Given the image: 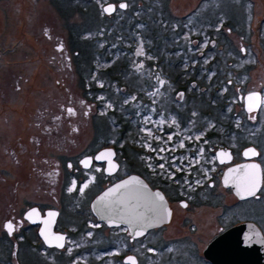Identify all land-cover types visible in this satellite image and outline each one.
Returning <instances> with one entry per match:
<instances>
[{
	"label": "rangeland",
	"instance_id": "obj_1",
	"mask_svg": "<svg viewBox=\"0 0 264 264\" xmlns=\"http://www.w3.org/2000/svg\"><path fill=\"white\" fill-rule=\"evenodd\" d=\"M6 1L16 4V14L11 8L8 11L12 25L7 33L11 36L13 51V62H9V68L14 73H23L36 66L41 70L40 47L46 44V89L43 90L38 83L34 68L28 82L24 80L21 83L20 90L13 99L21 101L23 106L21 109L19 106V110L13 107L11 116L13 128L7 140L14 149L16 159L14 163H8L13 178L0 184V226L6 210L9 208L10 211L15 206L13 198L18 201L22 196L31 195L32 199L36 190V179L31 176L30 170L31 159L37 156V153L33 154V145L43 142L38 148L39 157L53 158L58 153L59 146L64 150L63 160L64 157L77 158L84 153L81 150L90 136L89 119L83 118L77 124V140L81 144L76 147L71 138L76 122L71 119H67V122L64 115L61 128L58 127L61 138L56 137V144L51 138L41 137L39 128L32 126L33 116L37 111L53 112L55 101L59 100L62 106H67L68 101L74 98H83L87 102L96 101L100 104L102 116L112 118L108 123L112 124L110 133L116 137L117 145H121V137L117 136L120 111L133 107L140 116L134 121L137 117L125 115L126 130L122 137L125 146L122 148L126 150L130 160L136 159L147 173H152L154 184L159 185L162 180L170 185L169 176L173 173L180 172L175 175L178 178L172 180L177 182L185 177L198 182L211 175L217 165L214 154L219 149L216 146L219 139L215 136L219 137V131L225 123L227 125L229 122L235 127L231 116L224 111L229 109V101H237V87L242 92L261 91L264 99V0H0V5H5ZM118 2H125L127 8L117 9L102 18V6ZM251 5L255 10L247 21L249 14L245 7ZM38 9L39 17L46 23V31L53 33L52 27L56 28L63 45L61 52L67 50L72 56L69 61L71 64H67L66 56L62 55L60 60L63 68L59 66V62L57 66L61 68L60 73L48 57L49 44L40 43L39 37L34 35L39 33L35 31ZM0 17H3L2 10ZM15 18L19 21L16 22ZM221 19L232 33H225L226 28L221 24ZM0 30L3 32L4 26ZM213 38L219 41H211ZM27 48V54L23 53ZM213 57L216 61L211 67L218 65L214 73L207 68ZM195 62L198 65L194 67ZM53 63L57 64V61ZM209 75L213 76L211 82L218 85V89L216 91L208 86L203 92L204 84L201 83L206 82ZM54 78L61 85L60 92L55 96L48 89ZM229 79L232 87L225 88V81ZM13 86H16V76ZM165 101L174 110L169 112L166 107L160 109L157 103ZM185 101H191L190 107H184ZM209 101H213L212 105ZM235 107L240 108L239 105ZM100 111H95V114H100ZM30 120L32 122L27 126L26 122ZM237 120L239 127L240 118ZM258 125L251 129L254 136L258 134ZM207 130L214 136H207ZM17 143L20 144L19 147ZM35 161L38 162L37 159ZM262 163L264 166V160ZM218 166L221 167L219 173L214 170L220 175L222 166ZM129 168L131 167L126 165V169ZM184 170H189V175L183 174ZM54 182L49 176L44 182V189L42 188L44 192L52 194L50 192H53ZM177 186L180 184L177 183ZM42 189L39 193H43ZM167 190L170 195L176 193L178 188ZM222 203L233 206L229 215L223 219L228 226L251 222L264 235V187L259 196L238 202L232 195L222 191V201L218 204ZM170 206L174 216L161 232L165 233V237L171 234L172 238L190 234L187 229L181 232L178 230L179 225L186 224H180V220L187 211L179 207L178 199L175 198H170ZM222 207L224 209V204ZM193 210L191 215L195 216V225L201 234L195 236L196 245L189 249L187 256L182 254L184 259L172 253L171 264H208L202 259L196 260V253L202 252L214 235V232H210L211 229L207 230L205 222L209 218L217 224L216 215L219 210L216 205L199 206ZM216 230L218 231L217 228ZM87 231L84 238H80L81 241H91L88 238L91 232ZM153 234L147 237L150 238ZM3 238L4 240L0 236V264H9L12 250L9 249L10 242L5 236ZM145 242L143 240L138 243ZM97 256L100 255L80 256L77 264H101ZM62 257L67 260L64 264H68L70 255ZM46 258L37 250L19 246L18 260L21 264H57ZM149 264L165 263L158 260Z\"/></svg>",
	"mask_w": 264,
	"mask_h": 264
},
{
	"label": "flooded vegetation",
	"instance_id": "obj_2",
	"mask_svg": "<svg viewBox=\"0 0 264 264\" xmlns=\"http://www.w3.org/2000/svg\"><path fill=\"white\" fill-rule=\"evenodd\" d=\"M11 2L12 1H6L5 5H0V10H2L3 13V17H0V29L2 26H4L3 32L0 30V184H5L9 179L13 178L12 172L8 169V163H14L16 156L14 155V149L8 144L7 138L13 128V122L11 120L13 107L19 110V106L20 109L23 106L21 101H13V99H15V94H17L20 90L21 83L24 80L26 83L28 82V79L34 68V71L36 72H34V75L37 74L38 83L41 84L43 90L46 89L44 73L46 44L45 46L43 44L40 47V56L42 58L41 70L39 66H36L31 70H26V72L21 71L23 73H14L12 68H9V62H13V51L11 50L10 44L11 36L7 33L8 28L12 25V20L8 17L9 8L14 10L13 12L16 14V4H11ZM124 3L125 2H118L116 4L106 3L101 9L103 11L104 6L112 5L113 11L117 9L125 10L127 7H120V5ZM125 5L127 4L125 3ZM245 8L249 14L246 19L249 21L255 9L252 5ZM102 13V18L107 15L104 11ZM15 21L17 22L19 19L15 18ZM220 21H222L221 24L226 28V34L233 32L231 29L227 30L228 28L225 24L226 22H224L222 19ZM45 25V21L39 17L38 9L35 31H39V33L34 35L35 37H39L40 43L47 42L49 44L48 57L51 59V63L54 68L59 71L58 73H60L61 68L57 66L59 62V66L63 68V63L60 60L62 55L66 56L65 60L67 64H71L69 61L71 60L72 56L67 50H65L64 53L61 52V47H63V45L62 41L59 39V34L57 33L56 28L54 26L52 27L54 31L53 33L49 31L47 32ZM213 39L214 40L211 41H219V39ZM22 52L27 54L28 48ZM51 53L53 55H51ZM73 54L76 53L73 52ZM53 61H57V64L53 63ZM215 61L216 58L213 57L209 62L210 64L207 65L208 70L212 69L213 73L216 72L218 68V65L211 67ZM26 63L28 65V61H26ZM196 65H198L197 62H195L193 66L195 67ZM197 69H199V66ZM14 76H16L15 87L13 86ZM212 77L213 76L209 75L207 81L201 83L204 84L202 85L204 89L203 92L206 91V87L208 86H212L217 91L218 85H215L213 82H211ZM50 82L53 83L49 84L50 86L48 89H50V91L55 96V94L61 90L60 82L56 78ZM189 82L192 83L191 81ZM231 83L232 81L230 79L226 80L224 87H232ZM235 90L238 92L236 95L237 101H229V109L224 111L225 114H229L231 116L232 121H234L233 125L235 127H232L229 122L227 125L225 123L223 124L222 129L219 131V137L215 136L219 139V144L216 146H218L219 149L230 151L231 163L228 165H220L216 162V160H214L217 165L213 168L209 177L201 178L198 182L194 179H182L178 182L176 180L171 181V179H169L170 185L166 183L167 181L162 180L159 185L154 184L151 176L152 173H147L143 169L141 163L136 159L130 160L128 153L124 148H122L125 146L124 138L122 139L126 130L125 115L129 114L130 116L137 117L133 119L134 121H137L140 116V114L137 113L135 109L133 110V107L120 111V117L118 121L119 132L117 136H119V138L121 137V145L116 144V137L110 133L112 124L108 123V120L110 121V119H112L111 116H108L107 118L102 116L100 104H98L96 101L87 102L84 101L85 99L83 98H74L68 101L67 106H62L58 100L54 102L53 109L55 110H53V112H48L50 113L49 115L48 113L40 112L38 110L33 116L34 124H32V126L39 128V132L41 133L40 136L44 139L48 137L53 139L54 144L58 143L56 137L61 138L58 127L61 128V120L63 115L66 118L64 120L67 122L69 121L67 119H71L76 122L75 129L72 131L71 135V138L73 139L72 142L74 143L75 147L81 144V142H78L77 140V135L79 133L77 124L80 123L83 118L89 119L87 122L90 127V136L86 139L81 150L84 153H82L80 156H77V158L72 157L67 159L64 157V160L62 159L64 150H62L61 146L58 148V153L54 155L53 158L48 157V159L46 157L38 156V148L43 142L36 143L35 146L32 144L34 147L33 154L37 153V156L31 159L32 164L30 170L32 172H30L31 176L36 179V190L32 195V199H30L31 195L28 197L22 196L18 198V201L17 199L13 198L15 206L12 207L10 211H8L9 208L7 209L6 207V216L4 217V220H2L3 222L0 226V236L3 240V236H5V239L10 242L9 249L12 250V259L9 261V264H21L18 260V249L20 245L25 246L27 250L33 249L39 251L42 255L47 257V260L53 261L54 263L56 262L57 264L67 263L66 258L62 257V255L65 254L70 255L68 264H72V262L74 264L75 261V264H77L78 257L80 256L92 257L95 254L100 255L97 257L99 258L101 264H127L129 257H132L136 264H149L158 260H161V262L165 264H171L170 255L172 253H176L179 257L184 259L185 257L182 254L187 256L189 249L196 245L195 236L201 234L198 226L195 225V216L191 215L194 211L193 209L199 206L216 205L219 210L216 215L218 221L217 224H215V222H211L209 218L205 222L209 228H207V230L211 229L210 232H214V235L211 236L209 239L210 241L207 242L202 252L197 251V258H195L196 260L202 259L208 264H211L205 259L203 255V251L206 246L223 231L239 224L234 223L228 226V223L224 222L223 219L229 215V211L232 210L233 206L228 203H222L224 204L223 209L222 204L218 203L222 201V191L232 195L236 202L243 201L238 200L230 189H225L222 186L221 176L227 167L244 162V159L242 158V151L245 148L254 147L257 149V156L252 160L258 162L262 168V184L259 192L264 187V166L262 163L264 160V103H261V105L256 109L249 111L248 107L246 108L244 103L245 95L253 93L255 90L242 92L240 91L239 87H237ZM223 93L224 91L221 95H223ZM256 93H259L260 96L262 95L261 91H257ZM261 100L264 101L263 97H261ZM226 101H228V99H226ZM190 102L191 101H185L184 107H190ZM212 102L213 101H209L210 105H212ZM223 103H225V101H223ZM157 104L160 106V109L161 107H166L169 112L174 110L173 106L167 104L166 101L164 103L160 102ZM236 105H239L240 108L237 109L235 107ZM69 109H72L74 114H70L68 111ZM95 111H100V114L97 112L95 114ZM98 115H101L102 117H98ZM238 118H240L239 127L237 126ZM31 122V120L30 122H26L27 126H30ZM256 124H259V129L257 128L258 134L254 136L251 129L254 128V125ZM206 135L211 136L213 134H209V131L207 130ZM32 138L35 139L34 135H32ZM260 138L262 141H259ZM19 145L20 144L17 143V147H19ZM101 150L113 151L112 162L116 164L115 169L110 170L108 167H106V161L101 163L95 162L94 156ZM35 159H37L38 162H36ZM85 160H89L87 167H85L82 163ZM3 163H6L7 165H4ZM126 165L131 168L126 169ZM218 165L222 166V173L220 172V175L217 174L219 173V168H221ZM214 169H216L217 173ZM109 171L112 172L109 173ZM129 175H138L147 182L151 189H158L163 192L169 203V206L170 198L178 199L179 207H182L187 211L185 212V215H182V219L180 220V224L185 222L187 225H179L178 230L181 232L183 229H187V233L190 234L172 238L171 234H167L165 237V233L161 232V230L164 229L166 225L170 224L174 216L171 206L170 208L172 210V214L170 222L159 228L148 231L140 238H131L127 229L124 227L109 228L103 223L98 222L91 213V201L102 190ZM49 176L55 180L53 192H50L52 194H47L43 190L44 182L49 178ZM174 178L178 177L174 176ZM177 183H179L180 186H177ZM177 188L178 191L176 193L170 195L168 194L167 189L175 190ZM41 189L43 190V193H39ZM259 192L257 196H259ZM34 209L39 212L41 218L44 217L47 211L56 212L53 232L64 237L63 242H61L63 245L62 247H56L54 245L47 246L38 236V231L41 224H31L25 219L24 215ZM9 223L13 225L11 233L6 227ZM183 226H185V228H183ZM87 230L91 232V234L88 236L91 241H81V239L84 238V235L87 234ZM151 233H154L153 236L148 238L147 236L151 235ZM143 240H146V242L142 244L138 243ZM53 243H56V241L53 240ZM168 254L169 256H167ZM192 264L195 263L192 262Z\"/></svg>",
	"mask_w": 264,
	"mask_h": 264
},
{
	"label": "water",
	"instance_id": "obj_3",
	"mask_svg": "<svg viewBox=\"0 0 264 264\" xmlns=\"http://www.w3.org/2000/svg\"><path fill=\"white\" fill-rule=\"evenodd\" d=\"M108 7L113 8L112 5H106L103 7V11ZM105 13L109 14L108 12ZM254 93L260 96L259 93ZM251 94L253 93L245 95L244 103L246 108L249 103L247 97ZM256 108H253V110ZM249 150H253L256 155L245 156V152ZM106 152H111L112 155L97 159L101 153ZM221 153H224V156H221ZM112 156V150H101L94 156V160L97 163L106 161V167L113 170L116 168V164L112 162ZM214 156L216 162L220 165L231 163V153L229 150L218 149L215 151ZM256 156L257 151L252 147L245 148L242 151L244 162L231 165L222 173V186L225 189H230L238 200L256 197L261 188L262 168L258 162L252 160ZM251 164H258L260 166V185L255 195L241 196L238 194L237 180L242 175V166ZM233 169L239 171L232 172L231 170ZM111 172L109 171V173ZM125 184H127L126 187H121ZM156 193H159L163 197V201L155 198ZM90 209L93 217L98 222L103 223L109 228L124 227L131 238H140L148 231L168 224L172 214V210L163 192L158 189H151L147 182L138 175H129L102 190L91 201ZM33 211L36 215L28 219V214ZM50 213H55V215L50 216ZM24 216L31 224H41L38 236L47 246L54 245L59 247L57 246V241L53 243L54 239H51V237L62 236L53 232L56 212L47 211L44 217L41 218L39 212L34 209L27 212ZM45 221L49 223L45 225ZM45 230L49 235V240H46L45 236L41 234ZM203 255L211 264H264V237L261 230L254 223H239L215 237L206 246Z\"/></svg>",
	"mask_w": 264,
	"mask_h": 264
},
{
	"label": "snow or ice",
	"instance_id": "obj_4",
	"mask_svg": "<svg viewBox=\"0 0 264 264\" xmlns=\"http://www.w3.org/2000/svg\"><path fill=\"white\" fill-rule=\"evenodd\" d=\"M120 7L125 8V7H127V5L121 4ZM111 11H113V8H111V7L104 9V12L110 13ZM247 99L249 102L248 103L249 111L253 110V108H255V107L260 106L261 103H264V101L261 100V97L255 93L249 95L247 97ZM68 111L70 114H74L72 109H69ZM111 155H112L111 152L101 153V155L99 157H97V159L110 157ZM220 155L224 156V153H221ZM249 155L255 156L256 153L253 150H249V151L245 152V156H249ZM82 163L84 164L85 167H87L89 164V161L85 160ZM242 167H243L242 175L240 177H238V180H237L238 194L241 196L255 195V192L259 188V185H260V166L258 164H251V165H245ZM231 171L236 172L239 170L233 169ZM126 186H127V184L122 185L121 187H126ZM112 191H115V190H112ZM155 198L159 201H163V197L159 193L155 194ZM34 215H36V213L34 211L29 213L28 219H31ZM49 215L54 216L55 213H50ZM44 223H45V225H47L49 222L45 221ZM6 227L8 228L9 232L11 233L13 225L11 223H9V224H7ZM41 234L45 236L46 240L50 239L46 230L43 231ZM51 239H54L55 241H57V246H59V247L63 246L62 243H60L64 239L63 236H55V237H51ZM127 264H136V262L132 257H129Z\"/></svg>",
	"mask_w": 264,
	"mask_h": 264
},
{
	"label": "bare ground",
	"instance_id": "obj_5",
	"mask_svg": "<svg viewBox=\"0 0 264 264\" xmlns=\"http://www.w3.org/2000/svg\"><path fill=\"white\" fill-rule=\"evenodd\" d=\"M75 183V182H74Z\"/></svg>",
	"mask_w": 264,
	"mask_h": 264
},
{
	"label": "trees",
	"instance_id": "obj_6",
	"mask_svg": "<svg viewBox=\"0 0 264 264\" xmlns=\"http://www.w3.org/2000/svg\"><path fill=\"white\" fill-rule=\"evenodd\" d=\"M214 136V135H213Z\"/></svg>",
	"mask_w": 264,
	"mask_h": 264
}]
</instances>
